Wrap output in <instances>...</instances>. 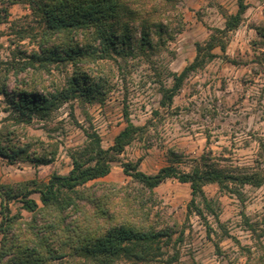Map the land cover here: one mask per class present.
Segmentation results:
<instances>
[{"label":"trees","instance_id":"16d2710c","mask_svg":"<svg viewBox=\"0 0 264 264\" xmlns=\"http://www.w3.org/2000/svg\"><path fill=\"white\" fill-rule=\"evenodd\" d=\"M179 2L0 0L4 21L10 5L23 3L38 24V29L28 25L16 30L17 43L10 58L0 60V95L6 103L0 157L10 163L23 157L34 166L51 163L57 142L29 138L24 127L35 119L47 120L68 100L104 101L110 87L104 66L117 57L125 60L136 54L150 59L149 50L153 52L173 38L171 25L181 24ZM246 7L244 0H237V11L225 15L224 27L213 28L204 44L196 43L194 59L179 73L168 72L173 83L162 88V103H170L187 75L215 56V47L225 49L223 36L239 25ZM255 30L258 44L264 45V19ZM27 38L33 44L30 49L19 43ZM59 67L64 74L56 82L54 70ZM11 77L14 87L9 90L6 83ZM124 115L126 126L107 148L93 127L83 129L85 142L70 151L71 168L66 174L53 172L47 181L33 178L0 184V264H170L178 259L177 253L163 256L173 235L177 233L174 241H180L183 231L178 230L176 219L158 208L155 188L160 183L169 178L188 183V210L199 216L202 210L195 203L197 195L206 210L212 211L214 204L203 194L207 183L240 197L238 186L264 184V174L227 170L207 153L190 171L168 164L149 174L138 168L137 160L121 164L129 177L124 184L98 181L110 172L111 162L124 147L143 132L142 126L134 125L126 112ZM33 142L38 146L31 150ZM34 193L38 199L32 197ZM11 202H17L14 211ZM246 223L255 231L252 222ZM261 237L264 228L257 233L258 241ZM258 250L255 254L245 248L244 264H264V244L258 242Z\"/></svg>","mask_w":264,"mask_h":264},{"label":"rangeland","instance_id":"374dc122","mask_svg":"<svg viewBox=\"0 0 264 264\" xmlns=\"http://www.w3.org/2000/svg\"><path fill=\"white\" fill-rule=\"evenodd\" d=\"M244 2L247 7L239 25L223 36L225 49L215 47V56L191 71L171 102L164 104L162 88L173 83L168 72L179 73L194 59L196 43L204 44L213 28L224 27L225 15L237 11V0H180L181 24L171 25L173 38L149 50L150 59L136 54L125 60L117 57L104 66L110 83L104 101L68 100L47 120L35 119L24 127L29 138L57 142L54 160L34 166L23 157L11 163L0 157V184L33 178L47 181L53 172L66 174L71 168L70 151L85 142L83 129L93 127L107 148L127 124L124 112L143 132L124 147L111 162L110 172L98 181L124 184L129 177L121 164L137 160L138 168L149 174L168 164L190 171L203 153L227 170L264 174V45L258 44L255 30L264 19V0ZM8 12L6 21L0 17V60L10 58L17 43L16 30L28 25L38 29L27 5L12 4ZM19 43L33 47L28 38ZM63 74L62 67L55 69V81L61 82ZM6 86L14 87L13 77ZM5 106L0 95V126ZM37 146L33 142L31 150ZM237 188L241 197L216 183L203 185L204 196L214 204L212 211L206 210L197 195L201 216L188 210V183L169 178L155 188L158 208L176 219L178 230L183 231L180 241H174L177 233L173 235L163 256L177 253L178 259L170 264H244L245 248L259 252L258 242L264 244V237L257 240L264 228V184ZM32 197L38 199L36 193ZM15 206L17 202L10 203L13 211Z\"/></svg>","mask_w":264,"mask_h":264}]
</instances>
